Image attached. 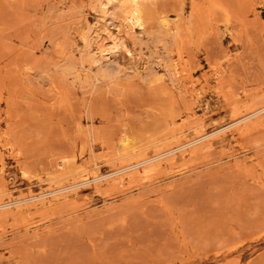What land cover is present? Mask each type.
<instances>
[{
    "label": "rangeland",
    "instance_id": "1",
    "mask_svg": "<svg viewBox=\"0 0 264 264\" xmlns=\"http://www.w3.org/2000/svg\"><path fill=\"white\" fill-rule=\"evenodd\" d=\"M0 264H264V0H0Z\"/></svg>",
    "mask_w": 264,
    "mask_h": 264
},
{
    "label": "bare ground",
    "instance_id": "2",
    "mask_svg": "<svg viewBox=\"0 0 264 264\" xmlns=\"http://www.w3.org/2000/svg\"><path fill=\"white\" fill-rule=\"evenodd\" d=\"M260 112L259 111H255V112H253L250 116H248V117H246L243 121H247V120H249L251 117H253V116H255V115H257V114H259ZM239 121H241V120H239ZM236 125V124H235ZM230 127V126H229ZM200 139H202V138H200ZM194 142H196V140H194V141H192L191 143H194ZM189 145V144H188ZM183 149V148H182ZM159 157V156H158ZM154 158V157H153ZM146 161H151V159H147ZM135 165H137V164H135ZM130 167H132V166H129L128 168H125V169H129ZM124 170V169H123ZM121 170L120 169H115V170H113V173H118V172H120ZM103 176H101V175H98L97 176V179H100V178H102ZM97 181V180H96ZM51 193H53V192H51ZM40 196H42L41 194L40 195H33L32 196V194H31V196H29L30 197V199H35V198H38V197H40ZM40 200V199H39ZM20 201V200H19ZM18 202V201H17ZM10 205L7 203V204H2V208H4V209H6V207H9Z\"/></svg>",
    "mask_w": 264,
    "mask_h": 264
}]
</instances>
